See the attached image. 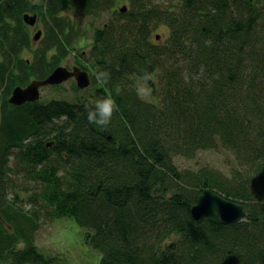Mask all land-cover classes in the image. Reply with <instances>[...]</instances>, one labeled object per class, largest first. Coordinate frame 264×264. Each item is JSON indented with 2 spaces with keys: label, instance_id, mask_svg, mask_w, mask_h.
Segmentation results:
<instances>
[{
  "label": "trees",
  "instance_id": "trees-1",
  "mask_svg": "<svg viewBox=\"0 0 264 264\" xmlns=\"http://www.w3.org/2000/svg\"><path fill=\"white\" fill-rule=\"evenodd\" d=\"M106 12L102 27L86 24ZM25 14L38 17L37 42ZM162 26L169 34L154 42ZM86 39L88 88L9 102ZM145 73L151 100L136 93ZM107 96L118 110L101 129L86 105ZM219 149L233 157L227 172L175 161ZM206 190L246 220L196 222ZM43 212L86 229L101 264H264V0H0V263L60 264L35 242Z\"/></svg>",
  "mask_w": 264,
  "mask_h": 264
},
{
  "label": "rangeland",
  "instance_id": "rangeland-1",
  "mask_svg": "<svg viewBox=\"0 0 264 264\" xmlns=\"http://www.w3.org/2000/svg\"><path fill=\"white\" fill-rule=\"evenodd\" d=\"M155 1V0H154ZM158 0H156L157 2ZM159 1H171V0H159ZM125 5H121L122 8ZM69 14H74V10L69 11ZM110 19V13H103L100 17H90L87 18L86 24H93V27H102ZM38 30H42L40 24L33 28L32 36H35ZM169 34L168 28L159 27L154 33L153 36L156 37L154 42H159L167 38ZM91 36V34H90ZM157 36H160V39H157ZM153 37V38H154ZM163 37V38H162ZM90 39V37H89ZM86 39L81 41L78 44V48L75 51H72L69 57L63 62V66L72 67L74 64L81 62L79 61V55H84L85 58H88V53L90 50V44L92 40ZM164 41H161L163 43ZM28 56V54H24ZM29 58V57H28ZM84 63V62H83ZM86 63V62H85ZM33 80V79H32ZM31 80V81H32ZM73 81H68L60 86V90L54 88L46 87L41 90V98L39 101L47 102L51 99L57 98L61 99L63 97L73 98L74 94L71 93V85ZM148 86L151 87V82H147ZM152 89V88H151ZM153 93V91H152ZM152 94L150 97H146V100H151ZM177 165L180 168H200L205 165H209L213 168L227 172L229 166L231 167L234 164L233 157L230 152L224 151V149H219L217 151H202L199 152L196 157L192 160L184 159L177 157L175 159ZM24 176L25 174L22 173ZM23 176L17 177L16 181L18 184H25L28 187L29 192L32 193L37 190V182L30 180L26 177L23 179ZM26 176V175H25ZM28 179V180H27ZM21 195L27 196V193L19 191ZM26 208L31 207V205H25ZM44 213V212H43ZM35 242L39 249H41L47 256L58 258L60 264H101L102 256L95 250L88 242V231L81 228L75 221L72 219H57L54 217H49L47 215L41 214L39 228L35 234ZM174 240H168L165 243V246H171ZM176 248V244H175ZM174 250V249H173ZM8 263V262H7ZM6 264V263H0Z\"/></svg>",
  "mask_w": 264,
  "mask_h": 264
},
{
  "label": "water",
  "instance_id": "water-1",
  "mask_svg": "<svg viewBox=\"0 0 264 264\" xmlns=\"http://www.w3.org/2000/svg\"><path fill=\"white\" fill-rule=\"evenodd\" d=\"M128 11L127 6L120 8L121 13ZM24 21L31 27L38 24L37 15H24ZM43 31L38 30L34 36L37 42L42 38ZM160 39V36H157ZM75 78L80 89H86L91 85V78L88 72L76 67L69 70L66 67H58L45 80H33L27 87H16L10 97L9 102L15 106H21L26 103L38 102L41 98V90L49 86H59L65 82ZM53 145L50 143L49 146ZM157 192V190H156ZM193 219L202 223L208 219L212 223L219 225H233L246 220L247 214L244 207L240 204L227 200L212 190H206L200 197L197 204L191 211ZM175 244L171 245V249H175Z\"/></svg>",
  "mask_w": 264,
  "mask_h": 264
},
{
  "label": "clouds",
  "instance_id": "clouds-1",
  "mask_svg": "<svg viewBox=\"0 0 264 264\" xmlns=\"http://www.w3.org/2000/svg\"><path fill=\"white\" fill-rule=\"evenodd\" d=\"M110 75L107 72H100L97 75V81L101 84H107ZM153 79L152 74L145 73L137 83L136 93L141 99L150 97L152 94L151 87L148 86L147 81ZM119 89H117V94H119ZM118 110L115 99L111 96L104 98H98L94 102L86 105V115L87 120L90 124H95L101 129L107 128L110 124L114 113ZM64 117H62L63 119Z\"/></svg>",
  "mask_w": 264,
  "mask_h": 264
},
{
  "label": "flooded vegetation",
  "instance_id": "flooded-vegetation-1",
  "mask_svg": "<svg viewBox=\"0 0 264 264\" xmlns=\"http://www.w3.org/2000/svg\"><path fill=\"white\" fill-rule=\"evenodd\" d=\"M29 15H31V16H33V14H29ZM34 15H36V14H34ZM80 58V57H79ZM79 61H81V62H83V61H86V58L85 59H83V58H80V60ZM81 62H78V63H76V64H74L72 67H69V66H63V67H66V68H68L69 70H74V68H76V67H78V68H80L81 70H83L82 69V67H85V65L84 64H82ZM83 71H86V70H83ZM86 72H88V71H86ZM89 73V72H88ZM89 75H90V73H89ZM71 81H74L76 84H77V81H76V79L75 78H72L71 79ZM78 85V84H77ZM50 145V144H49ZM48 145V147H51V146H49Z\"/></svg>",
  "mask_w": 264,
  "mask_h": 264
},
{
  "label": "bare ground",
  "instance_id": "bare-ground-1",
  "mask_svg": "<svg viewBox=\"0 0 264 264\" xmlns=\"http://www.w3.org/2000/svg\"><path fill=\"white\" fill-rule=\"evenodd\" d=\"M52 73H53V72H52ZM52 73H51V74H52Z\"/></svg>",
  "mask_w": 264,
  "mask_h": 264
}]
</instances>
